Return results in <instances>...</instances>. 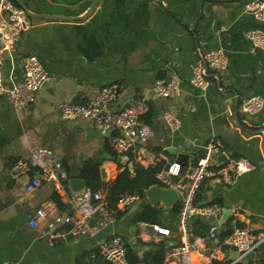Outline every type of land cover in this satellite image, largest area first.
<instances>
[{
  "label": "crops",
  "instance_id": "obj_1",
  "mask_svg": "<svg viewBox=\"0 0 264 264\" xmlns=\"http://www.w3.org/2000/svg\"><path fill=\"white\" fill-rule=\"evenodd\" d=\"M25 1L34 11L82 16L93 0ZM250 1L97 0L82 19L32 17L33 25L22 32L15 48L6 52L2 74L8 85L15 84L23 76L24 56L35 53L50 79L27 109L14 108L6 96L0 97V264L99 263L101 257L92 254L98 242L113 233L123 235L141 256L163 247L164 261L157 264H178L168 261L166 252L170 244L181 243L179 212H170L173 205L166 209L162 202L157 204L163 209L159 224L171 228L173 235L149 240L152 222L135 218L149 202L146 190L140 202L121 216L118 211L116 221L95 236L69 234L57 237L51 245L47 233L51 230L29 225L30 216L44 199H52L63 211L72 212L73 195L69 186L66 192L58 193L46 183L34 192L26 191V183L35 172L17 175L11 168L32 149L52 148L70 178L82 177L84 161L93 159L106 170L103 181L111 182L121 170L118 162H128L129 154L118 156L116 162L108 138L89 119H65L58 108L65 100L87 101L102 85L114 81L122 84L118 106L143 105L142 119L156 130L154 138L137 144L133 155L136 162L148 166L164 160L162 169L177 163L185 174L205 154L210 141L217 142L225 155L248 157L255 164L253 170L235 177L229 185L208 178L196 204L222 206L217 215L220 237L232 229L234 219L238 226L264 230V111L247 115L242 110L243 101L250 95L264 97V50H253L245 36L253 28L264 31V22L248 10ZM221 46L229 55L227 70L205 90L196 88L190 79L198 50ZM173 73L182 79V94L159 97L153 90L156 80ZM166 110L179 117L177 131L165 124L162 115ZM168 147L185 151L189 157L179 160ZM196 219L189 223L190 232L203 234ZM202 221L209 225L211 218ZM211 247L217 259L194 252L191 264H230L237 257L238 252L223 245L221 238ZM241 263L264 264V242Z\"/></svg>",
  "mask_w": 264,
  "mask_h": 264
},
{
  "label": "built area",
  "instance_id": "obj_2",
  "mask_svg": "<svg viewBox=\"0 0 264 264\" xmlns=\"http://www.w3.org/2000/svg\"><path fill=\"white\" fill-rule=\"evenodd\" d=\"M253 15L264 22V0H251L247 6ZM32 17L14 0H0V97L6 96L14 108L27 109L38 97V92L50 79V73L43 65L39 56L28 53L23 58V76L15 84L8 85L2 74L6 52L15 48L22 32L33 25ZM252 49L260 47L264 50V31L253 28L246 31ZM229 55L223 46L208 50H198V62L193 66L190 83L201 90L227 70ZM122 84L118 81L102 85L95 95L84 102L61 101L58 104L60 114L65 119L84 117L104 134L112 148L120 155L136 153L138 143L152 139L156 130L142 119L144 106H118ZM161 98H173L182 94V79L173 73L168 78H159L153 87ZM264 106V97L253 94L242 103V110L252 115ZM163 120L171 131H177L181 121L172 110L164 111ZM222 153L217 142L210 141L206 145L205 154L200 157L192 168L181 174L180 164L171 163L164 167L156 176L164 187L176 189L180 196L178 214V233L180 244H170L167 249V260H175L178 264H191L194 252L206 259H217V253L211 243L219 239L220 225L217 220L222 210L219 203L204 205L196 204L197 195L208 178L221 180L223 184H232L235 177L255 168L254 162L248 157L226 155V159L218 160ZM226 154V153H225ZM135 155V154H134ZM13 173L22 175L34 171V176L26 183V191L34 192L43 184L50 185L58 193L66 192L69 171L58 159L54 150L47 146L36 147L28 157L18 158L12 165ZM142 200L139 193H122L115 207L109 204L104 190H92L89 187L78 196H70L72 212H65L52 199L41 201L34 215L29 218L31 227L45 226L49 234V242L54 245L57 237L69 234L97 235L101 230L115 222L118 211H126ZM197 216L210 217L211 222L206 233L192 234L189 223ZM234 219L232 230L224 235L222 244L238 251L237 257L230 264H239L251 255L264 242V230L257 231L253 227L238 226ZM63 226L60 229H55ZM153 228L148 239L159 240L160 235L172 236L171 228L159 223H152ZM53 230V231H52ZM126 238L113 233L98 242L92 256L99 255L104 264H130L127 255ZM5 264H21L20 262Z\"/></svg>",
  "mask_w": 264,
  "mask_h": 264
},
{
  "label": "trees",
  "instance_id": "obj_3",
  "mask_svg": "<svg viewBox=\"0 0 264 264\" xmlns=\"http://www.w3.org/2000/svg\"><path fill=\"white\" fill-rule=\"evenodd\" d=\"M111 154L115 158L116 162L119 153H117L112 146ZM133 153L129 154L128 162L122 163L118 162L119 168L121 170L118 172L117 176L111 182H104L101 176V163L98 160L87 159L84 161L83 166L80 168V175L87 180L88 187L92 190H104L107 194V198L111 207L116 205L118 197L122 193H139L143 197L145 196V190L151 185L159 183L156 174L159 170L162 169L164 160L156 163V165L144 166L141 163H138L133 158ZM240 157V156H234ZM132 163V165H130ZM60 201V198L57 199ZM162 208L158 205H152L149 202L144 205L142 210L135 215L136 220H145L152 223H159L160 214ZM180 210V202L176 203L171 207V213H178ZM125 212V211H124ZM123 211H120L118 216H121ZM204 217L197 216L196 223L200 229L201 233H205L209 227L207 222H203ZM232 229L224 232L220 238L229 233ZM176 243H179L177 240ZM127 245V255L130 261V264H157L164 261V249L163 247H157L153 251H147L143 256L139 255L138 252L133 248L129 243ZM97 249V248H96ZM95 252V251H94ZM98 254L94 257L98 258ZM101 259V258H100ZM97 260V259H96ZM105 262L101 261L99 263H88V264H104ZM243 264V263H240Z\"/></svg>",
  "mask_w": 264,
  "mask_h": 264
},
{
  "label": "water",
  "instance_id": "obj_4",
  "mask_svg": "<svg viewBox=\"0 0 264 264\" xmlns=\"http://www.w3.org/2000/svg\"><path fill=\"white\" fill-rule=\"evenodd\" d=\"M14 1H16L21 7H23L31 17L63 19V20H76V19L78 20L86 17L93 10L97 2V0H93L92 3L90 4L88 11L84 15L69 16V15L42 13V12L34 11L30 9L29 5L26 3L25 0H14ZM255 50H261V48L258 47ZM263 111H264V106L260 110V112ZM168 150L176 153L179 160L189 157V154L187 152L185 151L177 152V149L175 147H168ZM218 159L219 160L226 159L225 153H221L218 156ZM130 165H132V163H130ZM101 173L103 180L105 181L107 177L105 168L101 169ZM216 182L219 184H223L221 180H217ZM68 186L70 187L71 193L75 196L81 195L88 188L87 180L82 177H76V178L69 177ZM146 196L151 204L157 205L160 202H162L166 209L170 208L172 205H174L175 203L181 200V196L176 189L171 187H164L163 185L158 183L153 184L146 189ZM225 211L229 213L230 209L227 208ZM235 252L237 253L238 251L235 249Z\"/></svg>",
  "mask_w": 264,
  "mask_h": 264
}]
</instances>
